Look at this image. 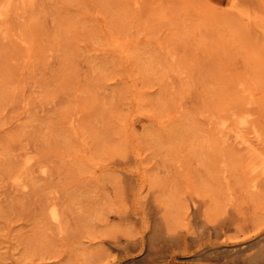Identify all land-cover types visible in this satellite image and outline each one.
Returning a JSON list of instances; mask_svg holds the SVG:
<instances>
[{
	"label": "rangeland",
	"instance_id": "374dc122",
	"mask_svg": "<svg viewBox=\"0 0 264 264\" xmlns=\"http://www.w3.org/2000/svg\"><path fill=\"white\" fill-rule=\"evenodd\" d=\"M0 12V264H264L261 8Z\"/></svg>",
	"mask_w": 264,
	"mask_h": 264
},
{
	"label": "bare ground",
	"instance_id": "6f19581e",
	"mask_svg": "<svg viewBox=\"0 0 264 264\" xmlns=\"http://www.w3.org/2000/svg\"><path fill=\"white\" fill-rule=\"evenodd\" d=\"M231 3V2H230ZM233 3V2H232ZM236 4L239 6V7H241V9L242 10H244L246 13H248L249 15L252 13V12H255V10L256 9H258V7L259 8H261V10H262V12H261V14H260V16H257V19H258V21L260 22V23H262V25H263V27H264V0H236ZM235 12V11H234ZM240 15V14H239ZM253 15V14H252ZM3 17V14L0 12V19ZM243 19V18H242ZM245 20H246V18H245ZM258 24V23H257ZM248 26V25H247ZM256 29V28H255ZM261 32V31H260ZM256 33V32H255ZM238 115V114H237ZM241 116V115H240ZM251 116V115H250ZM227 118V117H226ZM225 118V119H226ZM236 118V117H235ZM242 118V117H241ZM223 120H224V118H222ZM231 119H234V118H232L231 117ZM248 119H249V117H248ZM245 120H246V118H245ZM244 119L243 120H241V121H238L239 122V125L241 124L242 126L243 125H245L247 122L245 121ZM222 121V120H221ZM220 121V122H221ZM226 121V120H225ZM232 121H234V120H232ZM235 121H236V119H235ZM234 121V122H235ZM231 122V121H230ZM223 124V126L222 127H224V128H227L228 126H227V124L226 123H228V122H222ZM218 125H220V124H218ZM233 127H235V126H233ZM245 127V126H244ZM217 129V128H216ZM230 129V128H229ZM232 129V128H231ZM229 130V131H232V130ZM245 129V128H244ZM224 130V129H223ZM219 131H221L222 132V130L220 129ZM227 132V131H226ZM225 132V133H226ZM240 132V131H239ZM231 133H233V132H231ZM228 134V133H227ZM230 134V133H229ZM234 134H235V131H234ZM233 134V135H234ZM232 135V136H233ZM223 136H226L225 134L223 135ZM231 136V135H230ZM240 135H238V137H239ZM244 136V135H243ZM227 138V137H226ZM242 138H244V137H242ZM239 139H241V138H239ZM230 140H231V138H230ZM237 140V139H236ZM234 141V140H233ZM240 141V140H239ZM259 141V140H258ZM258 141H256V142H258ZM246 140H244V139H241V141L239 142L240 144H243V145H246ZM251 145V144H250ZM249 145V146H250ZM257 146V145H256ZM248 146H246V148H247ZM256 150V149H255ZM253 151V150H252ZM247 156L249 155V154H246ZM255 158V157H254ZM253 158V159H254ZM249 160V159H248ZM251 161V160H250ZM264 161V160H263ZM263 163V162H262ZM263 167H264V165H263ZM254 169V167L252 168V171L254 172V171H256L255 169ZM259 170V169H258ZM264 170V169H263ZM251 186V185H250ZM254 187H258L257 185H255L254 184ZM200 200V199H199ZM195 205H196V202L194 203ZM195 205H193L194 207H195ZM56 212V211H55ZM52 213V212H51ZM53 214V213H52ZM207 215V214H206ZM55 218H56V216H55ZM59 218V217H58ZM56 221V220H55ZM219 226V225H218ZM248 244V243H247ZM261 247V246H260ZM256 248V247H255ZM252 249V248H251ZM254 249V248H253ZM264 249V248H263ZM247 260V259H246Z\"/></svg>",
	"mask_w": 264,
	"mask_h": 264
}]
</instances>
